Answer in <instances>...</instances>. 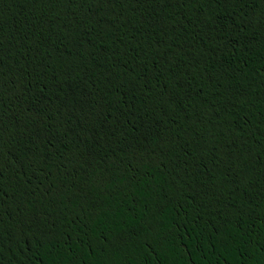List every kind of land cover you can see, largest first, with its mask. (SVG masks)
<instances>
[{"label":"trees","instance_id":"1","mask_svg":"<svg viewBox=\"0 0 264 264\" xmlns=\"http://www.w3.org/2000/svg\"><path fill=\"white\" fill-rule=\"evenodd\" d=\"M0 264H264V0H0Z\"/></svg>","mask_w":264,"mask_h":264}]
</instances>
